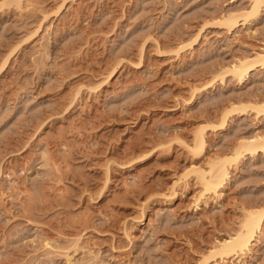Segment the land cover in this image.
<instances>
[{"label":"rangeland","instance_id":"rangeland-1","mask_svg":"<svg viewBox=\"0 0 264 264\" xmlns=\"http://www.w3.org/2000/svg\"><path fill=\"white\" fill-rule=\"evenodd\" d=\"M250 1L0 0V264H197L264 209V153L233 156L264 136V0L217 26ZM244 59L243 84L223 74ZM210 159L229 160L217 199L188 174ZM208 264H264V222Z\"/></svg>","mask_w":264,"mask_h":264},{"label":"bare ground","instance_id":"bare-ground-1","mask_svg":"<svg viewBox=\"0 0 264 264\" xmlns=\"http://www.w3.org/2000/svg\"><path fill=\"white\" fill-rule=\"evenodd\" d=\"M262 3H263V0H251L248 10H245L241 13L236 14V15L229 13V14L222 17L221 21L218 22V25H217V23H213V24H216L219 27H224L228 31H233L238 25H240L239 21H244L246 18L257 16ZM203 30H204V28H202V27L199 29L195 38L187 45L188 47H191L192 45H195L197 43L198 39L201 36L200 34ZM143 46L140 48V54H142ZM184 47L185 46L180 47L179 50L181 51V49H183ZM253 65L254 64H252L250 62L248 63V61L246 59H244L243 61H238L237 63L231 65V67L228 68L223 74L228 73L230 76L235 78V80L238 82V84H243L244 81L246 80L249 72L254 69ZM116 66H118V65H116ZM139 66H137V67H139ZM114 71H115V68L113 69V72L108 74V77H111V75L114 74ZM108 77H107V79H108ZM259 110L257 111V113H263L264 112V106L259 107ZM226 120H227V116H225V118H223L220 125H224ZM204 131H205L204 128L196 130V132L193 134L194 136L192 137L190 144H188V143L182 144V142L179 143V144H182V146H184V148L190 154H192V156H194L196 160L199 159V157L202 155V153L204 152V149H205L204 148L205 147ZM161 145H163V144H161ZM238 150H237L238 152L235 151L236 153H234V155H233L234 158L239 157L243 153H246L247 155H254L257 152L264 153V136L255 137V138H253L247 142H245V141L243 143L241 142L238 145ZM155 151H156V149H153L152 151H150L148 153V155L154 154ZM146 156H147V154H146ZM194 161L190 163L191 169L188 172V174H194L196 176L195 181L202 186V191L204 192V194H206V196H208L207 197L208 199L211 196L216 198V199L219 198L218 195L220 193V189H222L225 186V184L228 180V167L226 164L228 163L229 160H222V161L217 160L216 161L214 159H210L206 163V169L205 170H202L197 166L195 167V164L197 162L195 161L196 163H194ZM197 161H199V160H197ZM105 166H106V171H105V175H106L105 183H106V182H108V173L110 171L109 170L110 167L108 164H105ZM188 174L183 175V178L185 176H187ZM178 180L180 181V179H178ZM174 196H175V191L172 189V191L169 193V195H167V197L173 198ZM196 207H197V205H196ZM242 213H243L242 219L239 222V225L236 227V229L233 230V232H231V234L228 233L224 239H220L221 241H217L216 244H213L211 250L209 251V254L207 256L203 257L200 261H198L197 264H208L209 260L210 259L213 260L214 257L217 259L224 260L226 258H231V257L238 256V255H244L245 253H247L250 250L253 242L256 241V238L261 231V227H262L263 222H264V209H261V210H255L254 209V210H250V211L246 209ZM125 231H127V230H125ZM124 234L127 235L126 232ZM77 238H79V237H77ZM77 242H78V240L75 239L71 243L72 247L74 248L73 250H75V251H73L74 253L77 251L76 250L77 247H79ZM45 245L48 246L49 243L46 242ZM65 257L68 260H71L68 257V253H66V252H65ZM68 260H67V262H69Z\"/></svg>","mask_w":264,"mask_h":264}]
</instances>
